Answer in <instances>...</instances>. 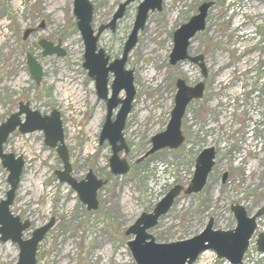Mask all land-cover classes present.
<instances>
[{"label":"rangeland","instance_id":"374dc122","mask_svg":"<svg viewBox=\"0 0 264 264\" xmlns=\"http://www.w3.org/2000/svg\"><path fill=\"white\" fill-rule=\"evenodd\" d=\"M89 1L97 30L124 0ZM142 1L126 7L114 32L107 29L101 34L99 47L110 61L121 56ZM208 1L214 3L205 29L191 38L188 48L189 55H203V76L191 61L172 65L169 55L173 32ZM72 7V0H0V122L17 110L20 101L41 115L58 111L72 176L79 180L91 170L107 182L97 191L98 208L88 210L71 186L54 174L63 164L55 148L43 142L44 131L11 133L4 152L21 156L24 166L9 208L30 221L23 239L54 219L37 246L36 264H135L126 245L132 236L125 230L175 184L188 185L195 158L205 147L216 150L205 187L196 195L175 198L150 231L156 242L196 236L210 217L214 229L229 230L236 224L230 209L235 203L248 215L264 207V0H163L162 10L149 12L125 63V69L133 71L135 97L123 130L129 151H121L120 157L129 170L122 175L110 171L109 142L98 140L107 107L82 65L84 44ZM42 21L45 26L38 28ZM28 27L38 30L23 40ZM39 39L59 41L65 54L42 56ZM29 53L43 69L39 84L27 68ZM108 75L109 85L113 75ZM177 79L190 87L205 84L202 98L191 100L183 114L185 140L177 149H163L138 162L151 136L167 127ZM118 96L124 98V91ZM7 173L0 164V201L10 187ZM18 254L17 244L0 240V264H17ZM214 257L210 250L203 252L194 264H210Z\"/></svg>","mask_w":264,"mask_h":264},{"label":"water","instance_id":"95a60500","mask_svg":"<svg viewBox=\"0 0 264 264\" xmlns=\"http://www.w3.org/2000/svg\"><path fill=\"white\" fill-rule=\"evenodd\" d=\"M72 12L76 20L78 33H80L84 44L83 67L87 70V75L94 81L96 95L103 99L106 104L105 121L99 134V143L108 141L112 153L108 158L109 168L112 174L122 175L129 170L128 162L120 157V152L129 151L123 130L128 113L132 108V101L135 97L133 85V71L125 69L126 59L129 51L136 45L137 36L140 30L145 27L149 12L162 10L163 0H143L136 7V15L131 32L125 39V44L120 57L110 61L105 51L98 46V39L104 30L109 29L114 32L119 19L124 16L127 5L134 0H124L113 13L108 23L100 25L97 30L93 29V4L89 0H72ZM213 1L202 2L198 6V11L191 16L188 22L181 24L173 32V46L169 55V62L172 65L179 61H192L200 67L203 75H206L205 65L200 54L191 56L188 54L190 40L199 31L204 30L206 16ZM45 26L42 21L38 28ZM38 28L28 27L22 34V39L26 40L28 35L38 30ZM38 46H41L42 56L56 54L63 56L65 51L61 48L59 41L54 44L45 39H39ZM26 64L29 74L36 84H39L42 76V67L37 60L26 54ZM109 73L113 75V80L108 86ZM174 106L170 113L167 127L151 136L150 144L138 162L151 154L161 151V149H177L183 144L185 136L181 130V120L185 109L192 99H200L203 95L204 83L199 82L194 86H188L183 79H177ZM124 91V98H119V92ZM109 94V95H108ZM118 107L114 119L113 110ZM23 115V120L21 119ZM22 133H32V131H44L43 142L50 148H55L63 167L55 170L58 180L69 184L78 194L79 200L87 206L88 210H96L99 206L97 202V191L106 181L97 179L91 170L87 171L83 179H75L71 172L69 153L64 144V131L59 112L53 110L49 115H41L39 111L29 108L28 102L20 101L15 112L11 113L4 121L0 122V164L7 170V182L10 186L5 193V198L0 201V240L2 242L11 241L18 245L17 264H36V253L39 242L43 240L47 231L54 224L51 218L46 224L36 227L31 235L23 239V233L29 229V220L22 221L10 211L13 203L15 191L20 182L24 160L21 156L4 152V142L13 131ZM215 148L205 147L195 158L194 172L190 182L184 188L180 184H175L156 203L150 212H143L133 225L125 230V235L132 236L126 241L129 251L135 264H192L201 252L211 250L218 259H225L232 264H242L241 260L246 253L249 239L255 231L256 218L261 216L264 208L260 207L254 214L248 216L247 209L241 204H232L230 209L236 224L229 230L214 229V220L210 217L205 227L196 235L183 240L173 242H156L152 229L158 224V220L163 217L174 205V199L181 193L196 195L203 190L208 175L215 164ZM222 182L227 180V173L222 174ZM257 249L264 252V234L257 239Z\"/></svg>","mask_w":264,"mask_h":264},{"label":"built area","instance_id":"2783aa9c","mask_svg":"<svg viewBox=\"0 0 264 264\" xmlns=\"http://www.w3.org/2000/svg\"><path fill=\"white\" fill-rule=\"evenodd\" d=\"M262 233H264V215L261 216V218L257 220L256 230L250 239L249 248H248L247 253L245 254V256L242 260V262H244V264H264V253L257 251V248H256V239ZM212 260L213 261L210 264H213V263L230 264L227 261L221 260V259L216 260L214 258Z\"/></svg>","mask_w":264,"mask_h":264},{"label":"flooded vegetation","instance_id":"af4514ba","mask_svg":"<svg viewBox=\"0 0 264 264\" xmlns=\"http://www.w3.org/2000/svg\"><path fill=\"white\" fill-rule=\"evenodd\" d=\"M120 20V19H119ZM116 26H117V24H116ZM116 28V27H115ZM107 30V29H106ZM100 38V37H99ZM191 43V42H190ZM190 45V44H189ZM189 48V47H188ZM188 50V49H187ZM105 51V50H104ZM122 52V51H121ZM106 53V52H105ZM188 54H189V50H188ZM108 55V54H107ZM109 56V55H108ZM192 56V55H191ZM109 59H110V57H109ZM202 60H203V57H202ZM188 61V60H187ZM192 62V61H191ZM194 63V62H193ZM203 63H204V60H203ZM194 64H196V63H194ZM196 65H198V64H196ZM205 65V64H204ZM199 67V66H198ZM200 68V67H199ZM205 70H206V68H205ZM201 71V70H200ZM114 78V77H113ZM113 80V79H112ZM111 83V82H110ZM109 86V85H108ZM204 87H205V84H204ZM204 90V89H203ZM193 100V99H192ZM190 103V102H189ZM188 106V105H187ZM186 110V109H185ZM150 144V143H149ZM147 151V150H146ZM148 157H150V156H148ZM148 157H146V158H148ZM145 159V158H144ZM83 179V178H82ZM106 181V180H105ZM107 183V182H106Z\"/></svg>","mask_w":264,"mask_h":264},{"label":"bare ground","instance_id":"6f19581e","mask_svg":"<svg viewBox=\"0 0 264 264\" xmlns=\"http://www.w3.org/2000/svg\"><path fill=\"white\" fill-rule=\"evenodd\" d=\"M224 65H225L224 63H223L222 65H219V66L217 67V69L222 71V68L224 67Z\"/></svg>","mask_w":264,"mask_h":264}]
</instances>
